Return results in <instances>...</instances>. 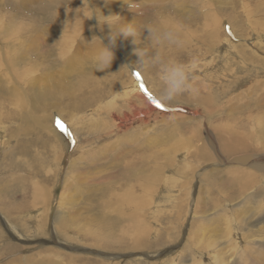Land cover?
<instances>
[{"label": "rangeland", "instance_id": "rangeland-1", "mask_svg": "<svg viewBox=\"0 0 264 264\" xmlns=\"http://www.w3.org/2000/svg\"><path fill=\"white\" fill-rule=\"evenodd\" d=\"M124 24L172 30L162 55L194 65L195 92L161 102L157 70L135 67L149 32L112 44ZM101 41L114 59L96 71ZM256 55L264 0H0V264H264V176L242 194L227 173L243 155L229 152L235 133L247 154L264 147ZM252 111L257 124L230 117ZM208 142L225 163L207 164Z\"/></svg>", "mask_w": 264, "mask_h": 264}, {"label": "clouds", "instance_id": "clouds-1", "mask_svg": "<svg viewBox=\"0 0 264 264\" xmlns=\"http://www.w3.org/2000/svg\"><path fill=\"white\" fill-rule=\"evenodd\" d=\"M101 24L107 23V19H101ZM112 26V25H111ZM147 30V45L135 49V55L139 57L135 67L142 70L156 69L158 74V99L163 103L171 102L185 93H193L195 89L192 84V68L194 65H187L175 60L166 59L161 52V47L166 44H178L176 34L170 29H163L158 26H145L143 31L137 29L135 24H124L116 29L112 35V44L118 36L123 35L125 38L134 37V43L140 45L138 40L144 31ZM144 41V40H143ZM102 46L97 50L93 64L96 71H104L110 68L114 59V52L111 46Z\"/></svg>", "mask_w": 264, "mask_h": 264}, {"label": "bare ground", "instance_id": "bare-ground-1", "mask_svg": "<svg viewBox=\"0 0 264 264\" xmlns=\"http://www.w3.org/2000/svg\"><path fill=\"white\" fill-rule=\"evenodd\" d=\"M242 47L245 48V49L247 48V46L244 45V44H242ZM251 61L253 63H260V61H262L264 63L263 58H261V57H259L257 55L256 56H252L251 57ZM6 64H8V63L6 62ZM1 65L2 64L0 63V66ZM9 67H10V65H8V68ZM12 69L13 68L8 69L9 72H11ZM18 83H20V82H18ZM257 86H258V84L254 85V86L252 85V86L246 87L248 89H245L244 91L242 89L241 92L233 100H231L229 102V104H231L233 101H238L239 99H241L245 95L250 96L251 95V89L253 87L255 88ZM263 87H264V82H263ZM137 89L139 90L138 86H137V88L133 87L129 91V94H136L137 93ZM138 98L139 99H144V100L146 99L143 95H139ZM89 104L91 106L97 105V103L94 102V101H91ZM205 108L206 109L209 108V105H206ZM196 112H198V111H196ZM259 113H258V115L254 116L253 115L254 113L252 111L251 113H239L237 116L230 115V117L233 120H238V121L244 119L243 120V124L246 126V125H251V124H253L255 122H256L255 124H257V119H261L262 120L263 119L262 114L261 113L259 114ZM113 114H117V113L114 112ZM22 118L27 121V117L25 115H23ZM116 118H118V116H116ZM200 118H201L200 119L201 124H203V125H204L203 122H205V119L208 121V118L206 116H203V117H200ZM188 119H190V118H188ZM211 126L213 127V129L214 128L220 129L219 125L211 124ZM53 132L63 142L64 141V139H63L64 138V134L67 133V129L65 127L64 130L61 132L60 130L58 131L57 128H54ZM2 137H3V134L0 132V138H2ZM254 137L257 138L258 140H261V141L264 139L261 132L255 133ZM233 139H234V142H236V145L232 146V144H231L230 145L231 148H230L229 152L233 153V154H241V153H243V155L237 157L235 159V161H234L238 165V167H236V169H234L232 172H227V173L229 175H235V176H238L239 178H241V180L243 182V185L241 186V188H242L241 193L242 194H245L247 191L256 190V189L261 191L262 189L260 188V185H261L262 181H261V183L259 181H260V178L264 176V147H262V146H260V145H258V144H256L254 142V144H253L254 145L253 154H247L246 152L250 149V145H249V142H248L249 141L248 140L249 139L248 135L243 134V136H242L239 133H235L234 136H233ZM187 144L190 146L191 153L193 154L192 142L188 141ZM203 146H204V148L206 149L207 152H208V150H211V151L215 152V155L213 157L214 161L209 162L212 154L210 155V157H207L206 162H209V163H207L208 165L211 164V165L219 166V165H222L223 163L226 162L225 156L222 153L218 152L219 148H218L217 145H213L210 142H208L206 144L203 143ZM196 157H198V156H196ZM201 158H203V154L201 155ZM197 169L198 168H196V170ZM189 170H190V168H187V171H189ZM193 171H194V173H196L199 170L195 172V169H193ZM199 173H200L199 176H203V175L206 174V172L202 173V170H200ZM186 176H187L188 179H184L183 185L190 184L191 180H189V174H186ZM225 180L226 179L222 180L220 182V184L224 185ZM152 185H153V183L150 186H148L145 190H148V191L151 190L152 191ZM251 200H253L252 197H251ZM230 201H231V199L229 198V202ZM7 223L8 224L6 226L9 228V231L13 232L14 228L9 224V222H7ZM136 243L137 244H135V247L142 246L140 243H138V242H136Z\"/></svg>", "mask_w": 264, "mask_h": 264}, {"label": "snow or ice", "instance_id": "snow-or-ice-1", "mask_svg": "<svg viewBox=\"0 0 264 264\" xmlns=\"http://www.w3.org/2000/svg\"><path fill=\"white\" fill-rule=\"evenodd\" d=\"M135 75H136V77H137L138 80L141 79V74L139 72L135 73ZM141 88L145 91L146 94H148L149 99H152V102L156 105V107H158V108H163L164 107V105L162 103H160V101L152 98L151 94L147 92V89L144 87V84L143 83H141ZM57 125L61 129H64L65 128V125L63 124L62 121L57 120Z\"/></svg>", "mask_w": 264, "mask_h": 264}]
</instances>
